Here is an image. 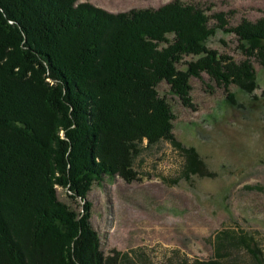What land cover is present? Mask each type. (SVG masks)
Wrapping results in <instances>:
<instances>
[{"label": "trees", "instance_id": "16d2710c", "mask_svg": "<svg viewBox=\"0 0 264 264\" xmlns=\"http://www.w3.org/2000/svg\"><path fill=\"white\" fill-rule=\"evenodd\" d=\"M78 1L0 0V264H138L102 251L93 184L137 180L144 141L181 150L186 180L213 177L175 137L176 115L158 87L194 109L191 78L206 73L235 104L231 85L258 88L252 59L264 69V17L231 27L233 12L207 16L180 0L112 14ZM218 30L236 37L242 62L208 47ZM58 188L81 210L60 201ZM228 244L246 250L244 261L222 260L218 248L193 264H264L253 236Z\"/></svg>", "mask_w": 264, "mask_h": 264}, {"label": "rangeland", "instance_id": "374dc122", "mask_svg": "<svg viewBox=\"0 0 264 264\" xmlns=\"http://www.w3.org/2000/svg\"><path fill=\"white\" fill-rule=\"evenodd\" d=\"M175 0H79L112 13L158 9ZM203 9L207 16L231 13V27L243 19L264 17V0H180ZM215 22L212 20L210 26ZM211 50L243 56L236 37L218 30L207 43ZM180 69L192 58H184ZM258 88L247 94L235 85L233 104L227 91L206 73L191 78L194 109L158 87L176 115L174 135L186 148L194 147L213 177L184 178L186 159L170 141L141 145L134 158L138 178L120 177L95 182L87 199L92 202L93 228L105 254L120 251L138 264H193L214 259L244 261L246 250L228 244L242 235L254 237L264 254V69L252 59ZM63 137L65 134H62ZM58 198L81 210L80 200L58 188ZM224 241V242H223Z\"/></svg>", "mask_w": 264, "mask_h": 264}, {"label": "water", "instance_id": "95a60500", "mask_svg": "<svg viewBox=\"0 0 264 264\" xmlns=\"http://www.w3.org/2000/svg\"><path fill=\"white\" fill-rule=\"evenodd\" d=\"M86 201V200H85ZM85 201H83V202H85Z\"/></svg>", "mask_w": 264, "mask_h": 264}]
</instances>
